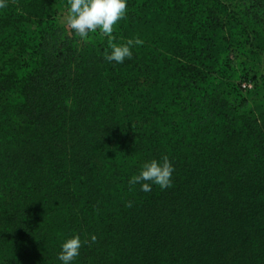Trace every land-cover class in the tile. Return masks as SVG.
<instances>
[{"label":"trees","instance_id":"1","mask_svg":"<svg viewBox=\"0 0 264 264\" xmlns=\"http://www.w3.org/2000/svg\"><path fill=\"white\" fill-rule=\"evenodd\" d=\"M220 1L132 0L113 43H143L123 63L104 59L108 37L41 59L33 70L42 91L19 112L44 118L0 131V264H62L74 235L88 243L72 264H264V135L240 113L247 97L220 88L229 66L228 46L216 45L229 26ZM63 3L23 0L21 9L44 21ZM90 74L99 97L61 95ZM260 79L250 93H261L264 116ZM27 148L30 157L18 153ZM164 156L170 188L129 185Z\"/></svg>","mask_w":264,"mask_h":264},{"label":"rangeland","instance_id":"2","mask_svg":"<svg viewBox=\"0 0 264 264\" xmlns=\"http://www.w3.org/2000/svg\"><path fill=\"white\" fill-rule=\"evenodd\" d=\"M131 2L132 0H127V5H131ZM6 3L7 7L0 8V106L2 108L5 106L8 112L0 114V131L8 122H15L23 129L26 123L33 124L44 118L41 115L26 120L19 112L22 109L29 113L28 107L34 104L42 91L36 83L37 71L33 70L38 63L40 65L41 59L47 62L49 59L52 60L58 49L66 43L73 44L74 53H82L87 47L104 41L106 37L97 30L95 33L90 32L87 39H81L69 29L66 23L70 8L68 0H64L63 5L58 6V13L53 19L44 21L32 20L23 15L21 9L23 0H6ZM220 3L227 8L224 13L229 23V26H225L224 30L218 33L224 40L216 43L228 46L227 51L221 53L223 56L226 53L229 66L225 69V76L220 79L222 81L220 88L230 90L229 98L237 95L247 97V106L240 113L250 118L246 121L248 123L256 120L259 124L257 128L264 135L261 93H250L255 88V81L264 77V0L252 7V2L248 0H225ZM120 22L122 20L114 25L113 33L120 32ZM50 55L52 58H49ZM89 61L82 65L81 70H84ZM71 69L70 77L74 79L77 77V73L74 72L75 64H71ZM134 77L132 81L136 83V76ZM87 79L89 82H83L80 88H69L66 91L62 89L61 95L71 98L74 94L83 92L99 97L100 91L90 87L92 83L90 81H93L92 74L87 75ZM261 86L262 84L259 85ZM133 94V97L143 102L144 92L136 88ZM70 103L71 100L67 101V106ZM243 126L237 125V129ZM12 151L17 149L13 148ZM18 153L31 156L28 148ZM18 153L15 155H19Z\"/></svg>","mask_w":264,"mask_h":264},{"label":"clouds","instance_id":"3","mask_svg":"<svg viewBox=\"0 0 264 264\" xmlns=\"http://www.w3.org/2000/svg\"><path fill=\"white\" fill-rule=\"evenodd\" d=\"M70 8L66 17V23L69 29L81 39H87L89 33H95L97 30L103 36L108 37V47L111 50L104 52V59L109 62L123 63L125 59L132 58L131 47L143 43L139 38L128 40L125 44L117 45L113 43L114 25L120 20L126 18L127 0H68ZM7 7L6 0H0V8ZM174 167L167 156H164L162 162L155 159L145 162L139 174L134 175L129 180V185L140 184L141 190L150 192L153 184L159 186L162 190L172 186V173ZM132 207V202L126 204ZM97 237L91 236V242L95 243ZM87 240L81 241L79 235H74L66 239L61 245V251L58 259L62 264H72L80 254L83 244Z\"/></svg>","mask_w":264,"mask_h":264}]
</instances>
